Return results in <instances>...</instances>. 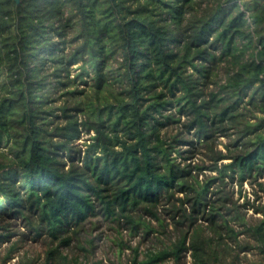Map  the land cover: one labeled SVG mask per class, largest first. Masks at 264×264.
<instances>
[{
  "label": "trees",
  "instance_id": "trees-1",
  "mask_svg": "<svg viewBox=\"0 0 264 264\" xmlns=\"http://www.w3.org/2000/svg\"><path fill=\"white\" fill-rule=\"evenodd\" d=\"M0 149V245L102 264L62 254L101 219L161 244L131 264H264V0H0Z\"/></svg>",
  "mask_w": 264,
  "mask_h": 264
},
{
  "label": "rangeland",
  "instance_id": "rangeland-1",
  "mask_svg": "<svg viewBox=\"0 0 264 264\" xmlns=\"http://www.w3.org/2000/svg\"><path fill=\"white\" fill-rule=\"evenodd\" d=\"M251 0H243V2H250ZM78 65L72 66L70 68V78H73L76 73ZM208 85L205 86V93L215 91L216 84L223 80V70H219L217 75L212 79ZM63 81L66 82L64 79ZM77 82L75 83V85ZM74 85V86H75ZM81 88L80 85H78ZM60 94L57 92L56 96ZM205 99H208L206 96ZM59 102L56 103L58 106ZM185 121L184 117L180 118L179 124H171L163 131L167 136H171L179 133L181 130V123ZM89 136H92V133L85 134L83 133L81 139L76 141L74 145L77 148L84 149V145L88 143ZM183 136H188L183 134ZM228 141L226 138H219L216 141V144H227ZM218 150L223 152L224 149L222 145L217 146ZM1 150V149H0ZM200 157L192 159V162H198ZM179 161V160H178ZM226 162V161H224ZM207 163V162H206ZM199 179H202V176H199ZM263 181V180H262ZM264 182V181H263ZM235 193V198L239 197V203H243L245 200L254 202V206H264V197L261 192L258 191V188L255 185H249L248 183H243L241 188L237 186L232 187ZM180 196V195H179ZM262 214L254 213L253 210L248 211V219L250 223H253L254 220L261 218ZM161 217L164 219L165 223L170 222L169 217L164 213L161 214ZM151 225H155V222L146 218ZM11 234L12 238L10 243L17 242L19 249L12 259L4 262V258L7 254L10 243H4L0 245V264H44L47 244L46 242L39 241L33 243L26 239L28 234L27 230L22 227V224L19 221H13L11 223ZM169 229L171 227H168ZM142 231H137L136 233H131L126 229L125 225L117 226L116 223L103 221L101 219L92 220L91 222L85 224L84 229L79 233L78 242H73L69 249L62 250V254L67 255L68 258L77 257L78 260L82 263L85 262L87 258L88 262L101 261L102 264H131V260L135 254L134 250L138 253V260L143 259L144 254L152 247L160 248L161 244L157 241L145 240L142 237ZM160 239L163 243H167V239L164 236H160ZM77 247L85 248L87 252L78 250ZM248 259H252L251 254L247 255ZM51 264H58L55 260H52ZM165 264H172L167 262ZM182 264H191L190 254L187 253ZM235 264H246L243 260V253L240 254V259Z\"/></svg>",
  "mask_w": 264,
  "mask_h": 264
},
{
  "label": "water",
  "instance_id": "water-1",
  "mask_svg": "<svg viewBox=\"0 0 264 264\" xmlns=\"http://www.w3.org/2000/svg\"><path fill=\"white\" fill-rule=\"evenodd\" d=\"M13 1H14L15 6L19 4V0H13Z\"/></svg>",
  "mask_w": 264,
  "mask_h": 264
}]
</instances>
